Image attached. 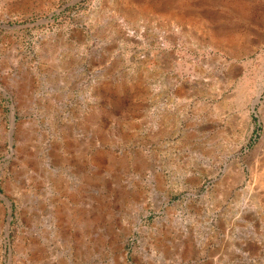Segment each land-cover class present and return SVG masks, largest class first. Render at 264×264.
<instances>
[{
	"label": "rangeland",
	"instance_id": "1",
	"mask_svg": "<svg viewBox=\"0 0 264 264\" xmlns=\"http://www.w3.org/2000/svg\"><path fill=\"white\" fill-rule=\"evenodd\" d=\"M0 264H264V0H0Z\"/></svg>",
	"mask_w": 264,
	"mask_h": 264
},
{
	"label": "water",
	"instance_id": "2",
	"mask_svg": "<svg viewBox=\"0 0 264 264\" xmlns=\"http://www.w3.org/2000/svg\"><path fill=\"white\" fill-rule=\"evenodd\" d=\"M12 122H11V127L9 129V143L12 142ZM5 198V200L8 202V205H9V212H8V218H7V223H6V233H7V230H8V223H9V219H10V213H11V207H10V202L9 200L3 196Z\"/></svg>",
	"mask_w": 264,
	"mask_h": 264
}]
</instances>
